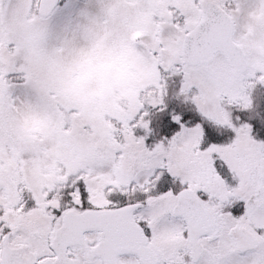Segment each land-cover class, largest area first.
<instances>
[{"label":"snow or ice","instance_id":"1","mask_svg":"<svg viewBox=\"0 0 264 264\" xmlns=\"http://www.w3.org/2000/svg\"><path fill=\"white\" fill-rule=\"evenodd\" d=\"M0 264H264V0H0Z\"/></svg>","mask_w":264,"mask_h":264},{"label":"rangeland","instance_id":"2","mask_svg":"<svg viewBox=\"0 0 264 264\" xmlns=\"http://www.w3.org/2000/svg\"><path fill=\"white\" fill-rule=\"evenodd\" d=\"M66 2H67V0H63V1L61 2V6L64 7L65 4H66ZM78 3H82V0H71V4H73V5H76V4H78ZM69 18H70V10H66V12H65L63 15H61V16H59V17H56V18L54 19L53 23H54L55 25H62V24H64V23L67 21V19H69Z\"/></svg>","mask_w":264,"mask_h":264},{"label":"flooded vegetation","instance_id":"3","mask_svg":"<svg viewBox=\"0 0 264 264\" xmlns=\"http://www.w3.org/2000/svg\"><path fill=\"white\" fill-rule=\"evenodd\" d=\"M61 1V0H60Z\"/></svg>","mask_w":264,"mask_h":264}]
</instances>
